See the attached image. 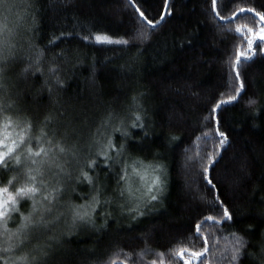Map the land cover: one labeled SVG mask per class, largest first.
<instances>
[{
    "label": "trees",
    "instance_id": "1",
    "mask_svg": "<svg viewBox=\"0 0 264 264\" xmlns=\"http://www.w3.org/2000/svg\"><path fill=\"white\" fill-rule=\"evenodd\" d=\"M9 2L16 7L11 12L0 9V29L15 28L16 41L26 52L32 45L29 55L38 57L43 69L63 50L57 61L62 68V89L52 87L46 72L40 76L29 68L28 60L8 69L16 102L37 128L48 118L51 130L68 137L64 144L72 148L76 140L66 125L87 139L109 113L124 116L139 105L148 135L128 129L133 137L127 143L129 164L138 160L163 166V195L153 202V211L135 221L122 215L115 203V180L99 171L101 206L104 200H112L108 207L113 218L105 226L104 217L97 216L94 227L81 224L73 229L59 249L58 264H182L179 251H199L202 241L180 234L198 217V209H207L211 199L202 176L206 155L216 149L206 127L205 107L214 97L221 98L222 92L230 95L236 86L232 70L237 53L246 52V45L230 38L237 26H252L251 15L229 24L215 15L211 0H172L173 15L152 31L138 20L133 26L128 0ZM161 3L153 0L156 10L150 9L157 19ZM239 6L259 9L264 0ZM239 6L233 7L238 11ZM140 31L147 33V39L139 38ZM61 32L63 42L48 50L49 39ZM97 33L132 43L124 48L80 39L84 35L94 38ZM188 38H192L191 45ZM241 70L250 90L224 114L222 130L230 136V147L216 169L221 199L237 213V223L230 229L204 226V234H211L209 252L201 258L206 264H236L232 260L236 236L232 233L249 243L248 251L264 249V59L257 56L254 64H242ZM249 99H256L257 104L249 105ZM113 126L119 127V120L113 121ZM205 131L210 135L205 136ZM114 140L117 145L124 142L119 132ZM137 171L140 174L129 168L128 188L143 207L144 176L152 179L155 173L151 169ZM75 189L69 201L76 205L85 202L82 196L95 194L86 183L75 185ZM19 223L14 216L8 227L14 230ZM59 230L66 228L61 225ZM243 264H259V260L246 259Z\"/></svg>",
    "mask_w": 264,
    "mask_h": 264
},
{
    "label": "snow or ice",
    "instance_id": "2",
    "mask_svg": "<svg viewBox=\"0 0 264 264\" xmlns=\"http://www.w3.org/2000/svg\"><path fill=\"white\" fill-rule=\"evenodd\" d=\"M250 2L251 0H211L212 11L219 19L234 24L250 14L253 24L237 26L231 34L232 41L238 40L246 45V52L237 53L232 70L236 84L232 93H220L221 98L214 97L205 107L208 112L206 127L210 129L216 149L206 155L207 162L202 176L211 199L207 209H198V217L180 234L194 242L202 241L199 251L187 248L179 251L177 255L182 264H206L201 258L206 257L209 252L211 234H204L205 225L219 230L222 227L230 229L237 223V213L230 211L221 199L216 169L220 167L224 154L230 147V136L222 130L224 114L229 105L235 106L241 94L247 95L250 90L246 87L241 65L247 63L251 66L257 56L264 59V6L259 9L255 6H239ZM234 5L239 6L238 11ZM128 6L133 9V26L138 20L142 27L152 31L165 22L166 17L173 15L174 8L172 0H162L157 19L150 11L156 10L153 0H128ZM15 7L9 0H0V9L6 12H11ZM127 35L132 36L131 33ZM70 36L71 33L69 38ZM63 37L64 33L61 32L60 36L50 38L48 50H52L53 45L59 47L58 41L63 42ZM139 38L147 39V33L140 31ZM80 39L89 43L121 45L124 48L132 43L130 39L113 38L107 33H97L94 38L84 35ZM187 42L191 45L192 38H188ZM31 48L32 45L29 44V51L26 52L24 45L16 41L15 28L0 29V264H58L59 249L65 242V237L71 236L73 229L81 224H91L94 227L97 216L104 217L106 226L108 220L113 218L108 207L113 201L106 199L101 206L100 187L97 183L98 172L101 170L115 180L118 193L115 203L121 214H126L132 221L153 211V202L158 201L164 192L162 165H144L138 160L129 164L127 143L133 137L128 129H140L145 137L148 135L139 105L124 116L109 113L90 132L87 139H83L75 130H71L70 125H66L70 137L76 140L72 148L64 144L68 137H60L58 132L51 130L48 118H45L42 127L37 128L36 122L16 102V93L11 91L12 85L8 81V69L16 62L28 60L29 68H33L40 76H44L46 72L48 78L52 79V87L62 89L64 82L59 76L62 68L57 61L62 57L63 50L54 58L52 65L55 66L43 69L38 57L29 55ZM27 70L26 68L25 71ZM49 92H52V88ZM248 103L256 105L257 100L249 99ZM60 115L63 119L64 114ZM115 120H119V127L113 126ZM116 132L120 133L124 141L119 145L114 140ZM210 132L205 131L204 135L209 136ZM130 167L137 174H140L138 168L144 171L151 169L155 173L145 189L143 207L128 188ZM85 183L95 194L90 197L82 196L81 199L85 201L83 204L71 203L69 195L76 191L75 185ZM14 216L20 223L13 230L8 227V222ZM61 225L65 226V231L59 230ZM232 234L236 236L232 255L236 264H243L246 259H252L253 262L259 260V264H264V249L250 252L249 243L242 236ZM249 234H252L251 228Z\"/></svg>",
    "mask_w": 264,
    "mask_h": 264
},
{
    "label": "rangeland",
    "instance_id": "3",
    "mask_svg": "<svg viewBox=\"0 0 264 264\" xmlns=\"http://www.w3.org/2000/svg\"><path fill=\"white\" fill-rule=\"evenodd\" d=\"M152 177V179H153V177H154V175L153 176H151ZM149 177L146 175V176H144V180H143V182H142V185H141V189H144V191H145V189L149 186V184L150 183H148V180H149V182H151V180L152 179H148Z\"/></svg>",
    "mask_w": 264,
    "mask_h": 264
}]
</instances>
